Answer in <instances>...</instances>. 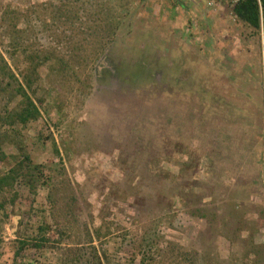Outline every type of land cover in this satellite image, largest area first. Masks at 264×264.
<instances>
[{
    "label": "rangeland",
    "instance_id": "obj_1",
    "mask_svg": "<svg viewBox=\"0 0 264 264\" xmlns=\"http://www.w3.org/2000/svg\"><path fill=\"white\" fill-rule=\"evenodd\" d=\"M187 2L0 0L17 78L27 54L49 57L26 150L48 173L57 147L79 207L62 236L46 191L18 185L0 207V264H60L67 246L76 264H96L94 251L101 264H264V38ZM45 222L54 247L15 259Z\"/></svg>",
    "mask_w": 264,
    "mask_h": 264
},
{
    "label": "trees",
    "instance_id": "obj_2",
    "mask_svg": "<svg viewBox=\"0 0 264 264\" xmlns=\"http://www.w3.org/2000/svg\"><path fill=\"white\" fill-rule=\"evenodd\" d=\"M172 2L180 8L184 6L181 0H172ZM229 14L233 16L237 24H241L250 31L253 30L257 35L262 34L264 38V0H239L230 9ZM107 28V31H97L105 34L104 37L102 36L104 47L106 46L104 42L111 39L115 33V27ZM96 49L99 53L102 47L96 46ZM25 58L30 68L19 80L0 52V102L5 96L8 99L7 103L0 109V163L5 164L4 169H0V207L13 206L16 203L18 185L26 187L33 196H36L39 189L43 188L46 191L50 213H58V217L54 218L53 221L54 227L63 236L64 231L60 230V223L75 222V214L79 207L74 188L66 177L65 167L62 164L58 149L54 146L58 162L54 165V168L49 167L47 173L45 171L47 167L32 162L21 134L22 129H25L28 124L38 121L41 116L38 106L30 96V92L39 79L40 66L49 60V57L29 53ZM4 144L12 147L15 154L6 155L2 149ZM51 229L52 226L45 222L38 227L39 234L35 239L31 241L17 240L18 245L14 252V258L21 257V254L27 248H53L54 244L49 238ZM94 231L98 238L99 230ZM64 235L66 234L64 233ZM75 250L76 248L67 246L65 251L62 252L60 264H76L78 253ZM261 251L255 253L258 255ZM93 256V261H96V264H101V258L98 257L95 251ZM104 258L106 259L105 254ZM252 262L254 264L262 263L258 259H253Z\"/></svg>",
    "mask_w": 264,
    "mask_h": 264
},
{
    "label": "flooded vegetation",
    "instance_id": "obj_3",
    "mask_svg": "<svg viewBox=\"0 0 264 264\" xmlns=\"http://www.w3.org/2000/svg\"><path fill=\"white\" fill-rule=\"evenodd\" d=\"M191 8H192L191 9L192 11L195 10V9H197V11H198V13H195L194 16L201 15V16H204L206 18V16L209 15L208 17H211V19H216V21L219 18L223 17V20H224L223 24H227V26H229V23L234 24V26L237 25L235 19L231 17L232 15H230L227 12V10H219V9L212 10V9L206 8L202 3L198 4L196 0H195L194 7H191ZM204 17H202V18L204 19ZM194 20H195L194 18H192V20H191L192 27L195 26L196 23L198 24V22H196ZM147 58H148V56H147ZM105 69H106V67H105ZM100 78H103V77L101 75H99V77L97 76V80H100Z\"/></svg>",
    "mask_w": 264,
    "mask_h": 264
},
{
    "label": "built area",
    "instance_id": "obj_4",
    "mask_svg": "<svg viewBox=\"0 0 264 264\" xmlns=\"http://www.w3.org/2000/svg\"><path fill=\"white\" fill-rule=\"evenodd\" d=\"M198 4H203L206 8L215 10H227L230 13V9L233 8L239 0H196ZM233 18V16H231Z\"/></svg>",
    "mask_w": 264,
    "mask_h": 264
},
{
    "label": "crops",
    "instance_id": "obj_5",
    "mask_svg": "<svg viewBox=\"0 0 264 264\" xmlns=\"http://www.w3.org/2000/svg\"><path fill=\"white\" fill-rule=\"evenodd\" d=\"M187 5H191V7H194L195 1L193 0H188Z\"/></svg>",
    "mask_w": 264,
    "mask_h": 264
},
{
    "label": "water",
    "instance_id": "obj_6",
    "mask_svg": "<svg viewBox=\"0 0 264 264\" xmlns=\"http://www.w3.org/2000/svg\"><path fill=\"white\" fill-rule=\"evenodd\" d=\"M17 218H18V217H16V219H17ZM16 219H15V220H16ZM15 222H16V221H15Z\"/></svg>",
    "mask_w": 264,
    "mask_h": 264
}]
</instances>
